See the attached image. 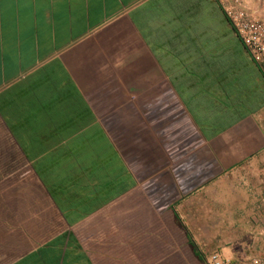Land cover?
<instances>
[{"label": "crops", "instance_id": "obj_1", "mask_svg": "<svg viewBox=\"0 0 264 264\" xmlns=\"http://www.w3.org/2000/svg\"><path fill=\"white\" fill-rule=\"evenodd\" d=\"M240 6L0 0V264L262 248L264 70Z\"/></svg>", "mask_w": 264, "mask_h": 264}, {"label": "rangeland", "instance_id": "obj_2", "mask_svg": "<svg viewBox=\"0 0 264 264\" xmlns=\"http://www.w3.org/2000/svg\"><path fill=\"white\" fill-rule=\"evenodd\" d=\"M231 1V0H230ZM241 6L235 12L233 9L231 16L236 18H256L255 32L250 35L247 28H243L244 38L247 39L248 47L254 53L255 59L258 60L260 67L264 70V0H240ZM236 13V14H235ZM254 37L253 40L250 37ZM262 184L264 187V164H262L261 175ZM260 208L264 209V190L260 198ZM260 225L262 234L259 236L262 248L245 249L243 254L239 253L232 258L229 264H264V212Z\"/></svg>", "mask_w": 264, "mask_h": 264}, {"label": "built area", "instance_id": "obj_3", "mask_svg": "<svg viewBox=\"0 0 264 264\" xmlns=\"http://www.w3.org/2000/svg\"><path fill=\"white\" fill-rule=\"evenodd\" d=\"M250 39H251V38H250ZM253 39H254V38H253ZM253 39H252V40H253ZM213 264H222V263H218V262L215 263V262H214Z\"/></svg>", "mask_w": 264, "mask_h": 264}]
</instances>
